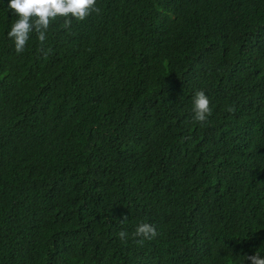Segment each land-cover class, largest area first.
<instances>
[{
	"label": "trees",
	"instance_id": "16d2710c",
	"mask_svg": "<svg viewBox=\"0 0 264 264\" xmlns=\"http://www.w3.org/2000/svg\"><path fill=\"white\" fill-rule=\"evenodd\" d=\"M7 4L0 264L264 257V0H97L52 24L47 58L35 33L15 52ZM142 222L158 235L139 244Z\"/></svg>",
	"mask_w": 264,
	"mask_h": 264
},
{
	"label": "clouds",
	"instance_id": "9594fccd",
	"mask_svg": "<svg viewBox=\"0 0 264 264\" xmlns=\"http://www.w3.org/2000/svg\"><path fill=\"white\" fill-rule=\"evenodd\" d=\"M7 8L17 17L7 32V36L14 41L15 52L23 53L31 34L35 33L39 41V51L45 58L51 54V49L46 47V43L48 32L55 21L62 20V27L69 29L73 19L83 21L93 13H101L97 0H8ZM227 111L231 113L235 109L229 106ZM193 112V119L201 124L207 122L212 115L210 100L202 90L194 94ZM126 219L127 216H124L121 222ZM117 235L121 241L128 238L125 231H120ZM157 235L155 226L146 222L140 223L133 233L134 238H140L137 240L139 244L152 240ZM245 259L250 261V264H264V257L258 254L247 256Z\"/></svg>",
	"mask_w": 264,
	"mask_h": 264
}]
</instances>
